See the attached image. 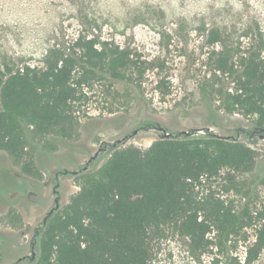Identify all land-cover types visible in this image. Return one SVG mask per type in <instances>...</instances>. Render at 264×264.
I'll return each mask as SVG.
<instances>
[{
	"label": "rangeland",
	"instance_id": "1",
	"mask_svg": "<svg viewBox=\"0 0 264 264\" xmlns=\"http://www.w3.org/2000/svg\"><path fill=\"white\" fill-rule=\"evenodd\" d=\"M210 29H218L234 51L264 46V0H0L1 65L41 66L49 47L57 43L67 49L78 34L127 47L136 62L122 70L119 80L102 73L82 84L72 139L38 136L20 122L35 167L31 174L0 150V264L27 252L33 228L56 196L60 209L79 191L82 173L95 171L113 148L145 150L161 135L158 127L207 129L252 148L251 170L234 172L236 189L224 190L222 170L199 190L211 188L236 212L254 216L264 203V134L253 126L254 115L227 112L218 97L201 94L213 73L207 56L213 46L206 43ZM96 151L84 171L56 174L79 169ZM258 226L253 217L232 236L230 245L239 258ZM211 256H192L187 239L168 226L151 237L149 264H213ZM252 264H264V249Z\"/></svg>",
	"mask_w": 264,
	"mask_h": 264
},
{
	"label": "trees",
	"instance_id": "2",
	"mask_svg": "<svg viewBox=\"0 0 264 264\" xmlns=\"http://www.w3.org/2000/svg\"><path fill=\"white\" fill-rule=\"evenodd\" d=\"M206 43L213 46L207 55L213 73L201 94L218 97L227 112L254 115L253 126L264 128V46L234 51L218 29L208 31ZM133 64L127 47L83 34L67 49L57 43L49 47L41 66L0 64V150L31 174L35 167L20 122L38 136L72 139L82 84L102 73L119 80ZM165 131L171 135L161 133L145 150L111 149L95 171L81 174L79 191L40 222L38 264H149L151 237L167 226L187 239L192 256L211 254L213 264L258 259L264 249V203L253 216L259 226L241 259L230 241L253 217L233 210L211 188L199 190L222 170L224 190L236 189L234 172L251 170L255 151L207 129H190L187 135Z\"/></svg>",
	"mask_w": 264,
	"mask_h": 264
},
{
	"label": "flooded vegetation",
	"instance_id": "3",
	"mask_svg": "<svg viewBox=\"0 0 264 264\" xmlns=\"http://www.w3.org/2000/svg\"><path fill=\"white\" fill-rule=\"evenodd\" d=\"M252 131L253 132H258V130H256V129H254ZM104 148L100 147L99 150H104ZM97 156H98V153H97V155H96V157L94 159H96ZM94 159H92V160H94ZM89 163H88V165H89ZM88 165L86 166V168L88 167ZM82 167L77 169L76 172L84 171L86 169V168L82 169ZM59 173L60 174H66L67 172H64V170H62ZM59 173H56V174L58 175ZM53 193L54 194L56 193L55 189H54ZM40 227H41V225L39 223V225H37V226H35L33 228L32 232H31V235L29 237L28 246H27L28 247L27 252H22L21 254H19L17 257H15L11 261L10 264H38V253H39V251H38V245H37V237H38V234H39Z\"/></svg>",
	"mask_w": 264,
	"mask_h": 264
},
{
	"label": "water",
	"instance_id": "4",
	"mask_svg": "<svg viewBox=\"0 0 264 264\" xmlns=\"http://www.w3.org/2000/svg\"><path fill=\"white\" fill-rule=\"evenodd\" d=\"M158 129L159 130H161L162 131V136H164V137H168V136H170L171 135V133H168V132H166L162 127H158ZM260 130L263 132V134H264V128H260ZM136 130H134V132H135ZM178 133H180V134H189L190 133V131H185V130H182V131H179ZM263 134H260V136H263ZM221 137H223V138H228V136H221ZM97 153H98V151H96L91 157H89L87 160H86V162L84 163V165H83V167H82V169H84V168H86V166L88 165V163L92 160V159H94L95 157H96V155H97ZM64 172H70V173H76V170H71V171H68V170H64ZM53 192H54V189H53ZM58 207H59V205H58V196H56L55 198H54V206H52L47 212H46V214L43 216V218H42V224H44L45 223V221H46V219L55 211V210H57L58 209Z\"/></svg>",
	"mask_w": 264,
	"mask_h": 264
}]
</instances>
